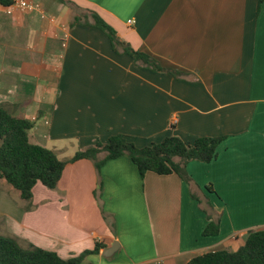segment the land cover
Returning <instances> with one entry per match:
<instances>
[{"label": "crops", "instance_id": "1", "mask_svg": "<svg viewBox=\"0 0 264 264\" xmlns=\"http://www.w3.org/2000/svg\"><path fill=\"white\" fill-rule=\"evenodd\" d=\"M30 1L38 10L8 14L0 5V106L35 120L30 141L62 161L115 135L138 148L168 136L186 144L225 137L215 160L186 166L220 215V230L202 236L206 216L176 175L142 178L122 156L100 172L89 160L67 164L56 189L37 183L25 208L1 193L19 217L12 238L62 259L96 243L120 245L111 258L101 249L81 264H187L264 231V3L257 13V0H67L97 13L132 50L187 74L178 80L135 68L99 29L70 28L69 5ZM94 192L100 221L86 228L67 209ZM49 215L55 222L47 226Z\"/></svg>", "mask_w": 264, "mask_h": 264}, {"label": "trees", "instance_id": "2", "mask_svg": "<svg viewBox=\"0 0 264 264\" xmlns=\"http://www.w3.org/2000/svg\"><path fill=\"white\" fill-rule=\"evenodd\" d=\"M58 1L69 5L74 11L69 22L70 28L82 24L99 29L107 36L112 50L117 54L128 55L135 68L149 69L178 80L186 77L185 72L165 68L150 55L134 51L120 42L114 29L97 13L79 11L78 7L67 0ZM262 3L264 0H257V13ZM11 4L12 0H0L3 7ZM34 125L35 120L15 117L0 106V179L17 191L21 200L32 199V191L37 183L48 190L56 189L69 163L89 160L94 163L96 171L100 172L107 161L127 156L142 178L151 172L159 176L176 175L185 182L190 197L197 202L207 219L202 236L215 237L219 234L220 215L214 211L207 196L187 173L186 166L193 161L207 164L215 160L217 147L225 137H200L192 144H186L176 136H168L159 143L138 148L126 137L115 135L106 143L96 142L93 146L77 151L68 161H62L52 150L30 142L29 132ZM99 154H103L102 159L98 158ZM98 186L100 190L101 185ZM204 190L214 193L211 185H206ZM104 247V244L96 243L92 250L62 259L54 252L33 245L23 247L15 238L0 235V264H81L85 257L98 254ZM187 264H264V231H250L243 244L234 251H207L193 257Z\"/></svg>", "mask_w": 264, "mask_h": 264}, {"label": "rangeland", "instance_id": "3", "mask_svg": "<svg viewBox=\"0 0 264 264\" xmlns=\"http://www.w3.org/2000/svg\"><path fill=\"white\" fill-rule=\"evenodd\" d=\"M29 3L36 4L33 1L26 0ZM33 142V141H30ZM40 188L42 186L38 184ZM92 192L95 190V185H90ZM7 185L3 180L0 179V194H7L9 198H7L5 195H3V200L8 199L9 201L13 200V207L15 205L24 204L25 201L20 200L19 197L16 198L17 192ZM36 191V190H34ZM16 192V193H15ZM15 193V194H14ZM15 195V196H14ZM36 197V194H34V198ZM1 199V197H0ZM11 199V200H10ZM3 203V204H2ZM0 203V235L1 236H13L17 235L19 232L21 233L20 225L18 223V214L15 212V208H10L7 204L4 202ZM29 204H24L22 207H27ZM71 211V218L72 220L80 219L79 224L82 226H86V228L96 227L98 228V221H100V214H101V206L99 205V201L97 199V192L92 193L90 195V198L83 197L77 201L76 204H71L70 207L67 209ZM76 217V216H78ZM47 220V226L52 225L55 221V219L49 215L47 218H43L44 221ZM20 230V231H19ZM5 232V233H4ZM142 238V236H141ZM143 241V240H142ZM25 247L23 243H20ZM143 256V255H142ZM141 258H144L141 257Z\"/></svg>", "mask_w": 264, "mask_h": 264}, {"label": "built area", "instance_id": "4", "mask_svg": "<svg viewBox=\"0 0 264 264\" xmlns=\"http://www.w3.org/2000/svg\"><path fill=\"white\" fill-rule=\"evenodd\" d=\"M4 8L6 10V13L8 14L12 13L14 10H21L25 12L38 10V6L36 4L29 3L26 0H12V4L9 7ZM132 23L133 21H128L129 25H131Z\"/></svg>", "mask_w": 264, "mask_h": 264}, {"label": "water", "instance_id": "5", "mask_svg": "<svg viewBox=\"0 0 264 264\" xmlns=\"http://www.w3.org/2000/svg\"><path fill=\"white\" fill-rule=\"evenodd\" d=\"M120 245L117 241H114L110 247L102 250V255L105 258H111L119 249Z\"/></svg>", "mask_w": 264, "mask_h": 264}]
</instances>
